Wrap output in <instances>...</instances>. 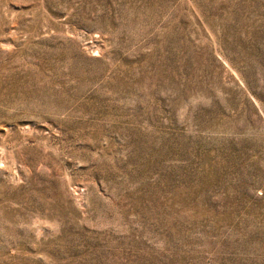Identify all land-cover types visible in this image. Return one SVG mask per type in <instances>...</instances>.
Instances as JSON below:
<instances>
[{"label": "rangeland", "instance_id": "374dc122", "mask_svg": "<svg viewBox=\"0 0 264 264\" xmlns=\"http://www.w3.org/2000/svg\"><path fill=\"white\" fill-rule=\"evenodd\" d=\"M0 264H264V0H0Z\"/></svg>", "mask_w": 264, "mask_h": 264}]
</instances>
